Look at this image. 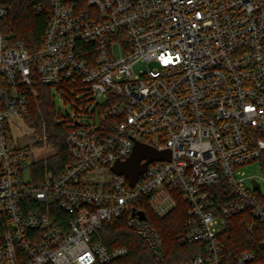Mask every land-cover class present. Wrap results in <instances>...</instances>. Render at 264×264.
Instances as JSON below:
<instances>
[{"label":"built area","instance_id":"built-area-1","mask_svg":"<svg viewBox=\"0 0 264 264\" xmlns=\"http://www.w3.org/2000/svg\"><path fill=\"white\" fill-rule=\"evenodd\" d=\"M35 10L49 14L39 49L0 31V264H115L128 248L107 247L101 230L121 218L150 249L154 262L141 264H164L152 214L170 212L176 193L188 204L179 242L203 245L178 264H264V177L242 170L264 151V0H38ZM8 14L0 0V20ZM34 82L88 93L70 101L83 110L67 117L73 161L41 182L29 160L38 140L24 132ZM90 95L106 97L93 113ZM137 141L170 159L132 186L112 168ZM239 214L260 239L232 256L222 232Z\"/></svg>","mask_w":264,"mask_h":264},{"label":"trees","instance_id":"trees-1","mask_svg":"<svg viewBox=\"0 0 264 264\" xmlns=\"http://www.w3.org/2000/svg\"><path fill=\"white\" fill-rule=\"evenodd\" d=\"M9 8V14L0 20V31L7 34L11 41L20 39L26 47L34 51L42 45L43 35L49 22L47 11L37 13L35 6L38 0H3ZM37 93L30 95L29 125L35 133L41 136L37 144L52 146L53 153L42 158L32 165L36 182H41L48 171L56 175L73 161L67 148V135L72 129L68 120L62 119V111L55 103L53 86L34 82ZM264 154L259 159L263 160ZM176 206L164 216L152 214L153 222L160 231L167 260L164 264L181 263L203 250L200 243L181 244L178 234L184 229V220L187 216L188 204L179 195ZM251 217L239 214L227 218L222 232V241L232 256L244 249L257 248L260 239L259 231L249 232L246 228ZM101 237L109 248L126 246L128 255L119 259L115 264L153 263L150 249L145 241L127 225L126 219H113L103 224Z\"/></svg>","mask_w":264,"mask_h":264},{"label":"rangeland","instance_id":"rangeland-1","mask_svg":"<svg viewBox=\"0 0 264 264\" xmlns=\"http://www.w3.org/2000/svg\"><path fill=\"white\" fill-rule=\"evenodd\" d=\"M53 96H55V103L59 109L62 111V119L67 120V117L69 114H72L74 111H80L82 112V107L80 106L79 103L76 104V106H72L71 100H80L81 98L85 97L88 95L87 92L80 91L77 92L73 88H70L69 90H64V89H59L56 87H53L52 89ZM106 100V97L104 95L98 96V95H90L88 98V103L87 107H89V113H93V110L96 108V106L99 103H102ZM82 116V119L84 121H91L93 120L92 117H89L88 114L80 115ZM25 126V125H24ZM23 128V126H22ZM24 132L28 133V136L32 137L31 139L34 141H37L41 139V136L37 133L34 132L32 128H30V125L28 123L27 127H24ZM31 152L32 155L30 156L31 161H38L42 158H45L52 154L53 148L52 146L48 144H44L42 146L38 144H32L31 145ZM264 154V151H263ZM242 170L245 172L246 177H251L255 176L257 178H262L264 177V157L263 160L257 159L256 161L246 165L245 167L242 168ZM260 192L262 195H264V185L260 188ZM177 197L179 194H175Z\"/></svg>","mask_w":264,"mask_h":264},{"label":"water","instance_id":"water-1","mask_svg":"<svg viewBox=\"0 0 264 264\" xmlns=\"http://www.w3.org/2000/svg\"><path fill=\"white\" fill-rule=\"evenodd\" d=\"M161 159H170V152L159 151L153 146L137 141L131 155L124 161L116 162L112 170L126 176L130 184L134 186L140 175L146 171L148 164ZM141 216L145 217L142 212Z\"/></svg>","mask_w":264,"mask_h":264}]
</instances>
